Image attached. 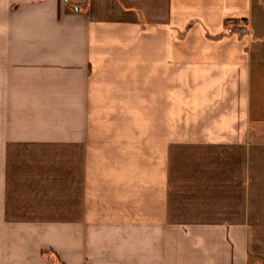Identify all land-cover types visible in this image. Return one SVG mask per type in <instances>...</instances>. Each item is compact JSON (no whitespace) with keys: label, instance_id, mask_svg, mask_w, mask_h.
I'll return each mask as SVG.
<instances>
[{"label":"crops","instance_id":"obj_1","mask_svg":"<svg viewBox=\"0 0 264 264\" xmlns=\"http://www.w3.org/2000/svg\"><path fill=\"white\" fill-rule=\"evenodd\" d=\"M264 264V0H0V264Z\"/></svg>","mask_w":264,"mask_h":264},{"label":"trees","instance_id":"obj_2","mask_svg":"<svg viewBox=\"0 0 264 264\" xmlns=\"http://www.w3.org/2000/svg\"><path fill=\"white\" fill-rule=\"evenodd\" d=\"M43 253L46 255V257H48L52 261L56 262L57 264H63V263H61V261L59 260V258L57 257V255H55L52 251H50V250H43Z\"/></svg>","mask_w":264,"mask_h":264}]
</instances>
